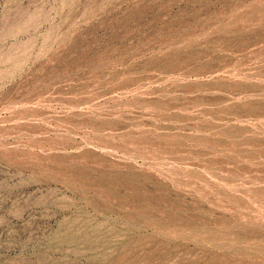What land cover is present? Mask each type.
I'll use <instances>...</instances> for the list:
<instances>
[{
    "label": "rangeland",
    "instance_id": "1",
    "mask_svg": "<svg viewBox=\"0 0 264 264\" xmlns=\"http://www.w3.org/2000/svg\"><path fill=\"white\" fill-rule=\"evenodd\" d=\"M0 264H264V0H0Z\"/></svg>",
    "mask_w": 264,
    "mask_h": 264
}]
</instances>
